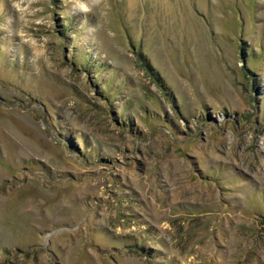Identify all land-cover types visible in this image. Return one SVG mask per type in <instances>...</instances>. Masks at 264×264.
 Instances as JSON below:
<instances>
[{"label":"rangeland","instance_id":"1","mask_svg":"<svg viewBox=\"0 0 264 264\" xmlns=\"http://www.w3.org/2000/svg\"><path fill=\"white\" fill-rule=\"evenodd\" d=\"M0 264H264V0H0Z\"/></svg>","mask_w":264,"mask_h":264}]
</instances>
